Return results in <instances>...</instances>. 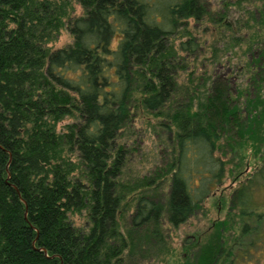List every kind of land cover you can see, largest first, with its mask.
<instances>
[{"label":"trees","instance_id":"obj_1","mask_svg":"<svg viewBox=\"0 0 264 264\" xmlns=\"http://www.w3.org/2000/svg\"><path fill=\"white\" fill-rule=\"evenodd\" d=\"M262 4L223 0V51L242 55L228 56L230 75L199 80L189 67L201 44L188 25L210 14L206 0H0V264L167 255L165 222L186 221L227 172L242 176L226 214L175 264H264ZM65 25L72 42L51 48ZM145 112L173 132V157L122 180L123 129ZM164 175L162 201L153 184Z\"/></svg>","mask_w":264,"mask_h":264},{"label":"rangeland","instance_id":"obj_2","mask_svg":"<svg viewBox=\"0 0 264 264\" xmlns=\"http://www.w3.org/2000/svg\"><path fill=\"white\" fill-rule=\"evenodd\" d=\"M240 1L252 9L262 7V2H264V0ZM206 6L211 15L206 14V17L201 20L190 18L188 25L201 44L196 56H191V59L195 58V60L190 62L189 67L193 70L194 79L198 78L199 80L204 79L207 74L212 76L218 73L222 76L230 75L226 66L228 56H230V63H236L238 56L242 55V49L237 48V45L236 50L230 52V55L223 51V43L227 42L228 37L224 36L223 24L220 26L217 23V19L223 10V0H206ZM75 13H82V7L77 3ZM246 30V28H239L237 34H245L247 33ZM179 38L177 37L175 40L176 44H178ZM72 40L73 35L65 25L57 38L49 42V45L51 48H57L67 45ZM232 74L234 75V73ZM231 78L233 80V77ZM180 80H187L185 71L180 72ZM160 118L148 112L136 114L123 129L121 140L127 144L129 151L122 169V180L139 178L145 173L155 172L156 168L165 167L166 161L173 157L174 146L172 138L169 137L173 132L169 131L168 127L160 122ZM70 119L66 117L59 123V126ZM241 176L242 173L239 178ZM238 179L234 177V174L227 172L223 181L200 202L186 221L177 226L171 225L168 221L165 222V234H167L171 247L170 253L163 255L159 250L147 248L145 251L147 258L141 264H175L182 261L185 256H193L194 251L198 249V242L211 229L214 220L226 214L232 189L237 184ZM167 184V175H164L162 179H157L153 184L157 186L156 193H159L158 197L162 201L166 199ZM136 194H138V191L128 193L125 202L122 201L121 203L122 223L128 220L129 213L134 208L133 197ZM77 217L80 221L84 219L83 215H77Z\"/></svg>","mask_w":264,"mask_h":264}]
</instances>
